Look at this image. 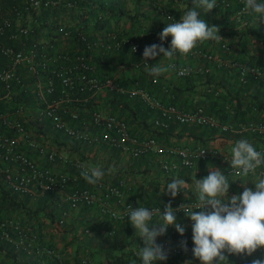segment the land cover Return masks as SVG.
<instances>
[{
    "label": "crops",
    "instance_id": "crops-1",
    "mask_svg": "<svg viewBox=\"0 0 264 264\" xmlns=\"http://www.w3.org/2000/svg\"><path fill=\"white\" fill-rule=\"evenodd\" d=\"M174 1L178 12L176 14L164 12L162 14L168 23L180 20L184 10L187 9V4L183 0ZM261 2H264V0H261ZM118 6L125 13H132L134 11L140 13L142 23H132L130 25L129 32L134 36L141 34L142 27L146 25L147 19L153 20L151 30H159L160 25L156 21L162 19V17L156 14L152 8V4L148 3L147 0H122ZM222 9L214 7L208 12H203L202 9L197 10L201 13V18L210 26L215 25L220 27V29L226 30L229 28V22L227 21L233 23L234 26L235 24L243 25L240 23L235 12L231 13L229 8H226L228 9L226 11ZM226 12H228V15ZM253 13H245L241 15V18L246 19ZM233 15H235V19ZM255 19V24L258 25V28H261L260 26L263 25L264 19L257 18V14H255ZM120 23L128 26L127 22ZM167 38L170 43L172 37L168 36ZM137 41L142 50H144L145 46L156 44L152 39H138ZM221 42L226 43L224 40ZM211 43L213 44L215 41H211ZM125 52V59L117 60L119 61L120 68L112 74L113 78L116 77L115 80L119 85L129 87L135 81L137 87L145 89L161 102L173 101L185 111H189L198 105L206 106L211 99L210 95H212L209 93L211 91L209 88L219 94L225 92L233 95L236 92L237 95L242 93L257 95L252 97L251 103L249 101L246 103V106L250 107V111L254 108V106H251L254 98L258 99V97L264 95V85L261 80V74H264V59H258L253 47L247 53V56L250 53L252 57L254 56L253 61L238 60L235 58L237 56L235 53H232L233 57L230 54V57L225 56L224 59H219L218 56L212 57L213 59L189 54L181 56L177 53L173 60L169 61L160 53L155 58L148 59L149 67L156 63L160 65L173 63L177 67L188 68L190 73L179 76L176 74L174 67H170L168 72L157 78L148 74L147 69L149 67L135 66V63L139 60V56L131 54L127 49H125ZM231 61L254 66L258 69L259 73L257 75L248 73L245 76V80L240 81L238 69L231 65ZM98 67L104 70V62L100 61ZM241 87H243V90L238 94V90ZM93 100L95 101L94 109L102 114H111L123 118L127 122L131 133L138 137H152L155 141L152 149L139 155H132L128 151L120 150L115 146L105 143L98 144V142L92 140H77L61 132L52 130L45 119L40 123L42 128H32L29 130V134L37 139L44 136L40 141L45 140L49 143L46 145L45 150L54 148L58 156L49 160L45 153L27 146L20 133L12 132L11 134L15 139V147L31 156L37 165L52 166L71 173L77 172L72 165V160L76 157L84 159L89 166H101L105 170V176L102 180L111 181L114 178L123 177L132 185L131 196L143 204H152L165 199L187 202L195 198L194 193L191 191L188 192L187 197L183 191L179 192L174 198L170 194H167L166 183L172 177L185 179L189 185H192L194 178L201 179L208 175L211 169H219L230 180L228 197L238 194L233 185L245 186L248 183L254 184L259 179L256 173H249L244 178L238 177L236 174L227 173L225 171L226 162L212 157L197 160L190 167L182 166L179 164V157L175 153L168 152V149L172 147L196 146L213 140H220V145L229 149L237 141L235 140L234 142V139L227 135V133L231 132L220 131L213 127H198L190 123H177L174 121H169L166 128H155L152 125V119L156 117L157 112L143 103L138 93L128 95L115 89L104 88L96 92ZM255 114L261 115L259 111H256ZM82 115L85 116V113H82ZM162 162H166L168 168L164 169L161 166ZM171 164H175L176 167H172ZM0 165H3L1 161ZM113 167L115 171L108 173L107 170ZM79 180L88 183L82 176H80ZM164 186L165 191L162 192ZM68 189L69 187L65 186L55 193H51L50 191L42 192L37 188L35 183L30 182L27 190L20 193L5 183L0 171V219L17 221L27 234L34 233H28L31 231H28V228L24 225L30 224L29 222L41 221L42 232L40 242L42 245H47V242L54 245L55 255L49 257L53 264H133L129 260L130 253L136 255L138 246L141 247L143 245V240L136 234V229L131 225L130 218L128 216L112 217L93 204L89 206L80 204L75 207H69L68 203L63 199V194ZM44 196L47 197L46 201L40 202L39 198ZM56 201H59V204ZM41 203L44 207L46 206L44 203L55 205L53 211L57 214L54 217L59 216L60 207L66 209L67 216L58 229L52 228L49 216H43ZM114 208L117 209L118 207L114 205ZM193 211H197V209H193ZM156 219L157 217H153V222ZM188 222V216L186 219L177 217L176 220V223L183 226L185 231L188 227ZM35 224L33 223V225ZM173 233L179 232L176 230L175 225H169L166 233L163 236L157 237V243H166L167 247H169L176 246L177 242L184 241L183 235L178 237L177 240L170 239ZM0 244V264H13L15 261L16 264H46V262H49L46 261L47 257L43 254L33 255L32 253L30 254L31 256L26 257V255H23L25 251L20 247L16 248L11 243L1 239ZM5 249H10L11 255L6 254ZM114 249L120 255L112 258L110 252ZM225 255L228 258L229 264H251L255 259L264 258V247L258 248L250 256L228 254L226 252ZM84 259L87 260L84 261ZM192 262L193 264H201L198 258H195ZM154 263L159 264L160 262L158 260Z\"/></svg>",
    "mask_w": 264,
    "mask_h": 264
},
{
    "label": "built area",
    "instance_id": "built-area-1",
    "mask_svg": "<svg viewBox=\"0 0 264 264\" xmlns=\"http://www.w3.org/2000/svg\"><path fill=\"white\" fill-rule=\"evenodd\" d=\"M233 1L236 2L234 12L243 24L246 21L241 18V15L249 12L244 10L245 0H217L216 6L230 8V3ZM49 3L50 0H20V9L12 5L9 17L1 13L0 3L1 40H16L20 43L19 46L14 47L0 41V54L5 59L4 64L0 66V161L3 164L0 165V171L10 188L22 193L27 190L29 183L33 182L40 191L55 193L68 186L69 189L63 194V199L69 207L93 204L112 217L127 216L128 205L132 208L147 207L153 211L160 209L161 213L169 203L173 209H179L182 204H185V207H194L196 200L185 202L165 199L152 204L139 203L130 194L131 183L123 177H117L111 181L100 180L95 185L90 183L81 185L79 180L81 166L87 165L84 159L73 158L72 165L77 172L71 173L52 166L37 165L31 156L15 147L12 132L20 133L27 146L45 153L49 160L58 156L54 148L45 150L49 143L45 140L40 141L44 136L37 139L29 134L32 128H42L40 123L45 119L52 130L77 140L105 143L128 151L132 155H139L152 149L155 144L152 137H138L131 133L127 122L117 116L102 114L93 108L86 110L85 116L82 115L80 103L87 102L102 88L115 89L128 95L138 93L141 101L157 112L156 117L152 119L154 126L166 127L169 121H176L213 127L239 136L238 140L246 139L258 151L264 152V115L234 122L223 121L212 114L205 113L199 105L185 111L173 103H163L145 89L137 87L135 81L129 87H124L119 85L112 76L102 75L99 78L88 75L86 71L89 65L81 56L76 55L72 61L69 53L61 50L74 48L67 41L66 37L71 33V29L66 24L58 26V31L54 30L51 35L28 38L31 33V24L40 23L36 14L37 10ZM30 9H33L35 13H32ZM104 32V46L107 49L126 46L132 53H137L139 56L135 66L149 67V60L143 57L144 50H140L136 39L126 33H116L114 30ZM56 38L57 42L54 43ZM79 38L85 41L81 33ZM99 38L96 34V38L91 42ZM154 42L162 43L166 49L170 46L168 38ZM219 46L224 51H229L225 42H221ZM190 54L212 59L210 54L197 48H194ZM171 65L179 76L190 73L186 67H177L173 63ZM231 65L238 69L240 81H244L248 73L256 75L259 73L256 67L237 61H231ZM181 69H187L186 73L181 74ZM261 80L264 85V74H261ZM83 90L87 93L84 94ZM24 95H29V97L22 101L18 100ZM10 101L13 103L9 104ZM230 149L223 148L215 141H210L196 146L172 147L168 149V152L175 153L179 157V164L187 167L192 166L198 159L207 157L221 159L226 162L225 171L235 174L236 170L232 169L228 161L231 159ZM185 160L188 161L187 165ZM161 166L164 169L168 168L166 162H162ZM171 166L176 167L175 164ZM255 173L264 178V165L257 168ZM56 202L59 204V201ZM114 205L118 208L115 209ZM197 210L200 211V209ZM181 212L183 211L178 210L175 214ZM66 216V209L60 207L59 216L51 222L52 228L58 229ZM189 222L194 223L190 218ZM0 239L11 243L16 248L20 247L29 254H43L47 258L55 255L53 247L42 245L36 235L27 234L24 228L12 219H0ZM179 248H184V246L179 244L174 250ZM46 264L53 263L46 262Z\"/></svg>",
    "mask_w": 264,
    "mask_h": 264
},
{
    "label": "clouds",
    "instance_id": "clouds-1",
    "mask_svg": "<svg viewBox=\"0 0 264 264\" xmlns=\"http://www.w3.org/2000/svg\"><path fill=\"white\" fill-rule=\"evenodd\" d=\"M216 3L217 0H193L194 7L184 11L179 21L167 24L159 33L161 41L168 36L172 37L169 48L166 49L162 43L145 46L143 57L146 60L152 59L162 53L164 58L172 61L177 53L187 56L198 44L206 41L219 43L223 40L219 35V27L210 26L197 10L208 12L216 7ZM244 10L254 12L257 18L264 19V2L261 0H245ZM170 67L171 64L156 63L147 71L150 76L157 78L168 72ZM186 71L187 69H181V74ZM230 155L231 159L228 161L232 169L236 170L235 174L241 178L255 173L257 168L264 165V152L258 151L246 139L237 140L230 149ZM185 164H188L187 160ZM107 171L112 173L115 168ZM80 175L85 181L95 185L104 178L105 170L101 166L82 165ZM229 189L228 177L219 169H211L205 177L194 178L192 185L178 177H172L166 183V192L173 198L181 191L186 197L189 191L194 193L197 201L194 207L182 204L179 209H173L169 203L161 213L160 209L153 211L147 207L132 208L128 205L126 214L136 229V234L143 240V246H138L136 251L140 264H154L155 261L168 259V253L163 245L157 243V237L163 236L169 225H175L176 230L181 235L184 234L185 228L176 223L175 212L178 210H182L194 222L192 252L201 264H229L225 252L250 256L258 248L264 247V178L254 182V189L245 185L242 194L228 197ZM164 191L165 186L162 192ZM154 215L157 217L155 222ZM181 245L187 251L186 241H181ZM251 264H264V258L255 259Z\"/></svg>",
    "mask_w": 264,
    "mask_h": 264
},
{
    "label": "trees",
    "instance_id": "trees-1",
    "mask_svg": "<svg viewBox=\"0 0 264 264\" xmlns=\"http://www.w3.org/2000/svg\"><path fill=\"white\" fill-rule=\"evenodd\" d=\"M121 1L122 0H50V3L47 4V6L40 7V9L37 10L36 14H37V18L39 19L40 23L35 22L31 24V27H30L31 33L29 34L28 38H32V37L40 38L42 36L51 35L54 30L58 31L57 29L58 26L61 27L63 24H66L71 29V33L66 38H67V41L71 43L70 46L74 48H71V49L64 48L61 50L68 52L69 55L72 57L71 58L72 61L74 60L76 55L81 56L83 60L86 61V63L89 65L86 71L88 75L97 76L99 78L102 75L112 76V74H114V72L120 68L119 61L117 60L123 59V58L125 59V55H124L126 54L125 49H127V51H129L131 54L137 55V57H138V54L132 53L126 46H122L117 49H107L104 46L105 44V37H104L105 32L104 31L114 30L116 31V33L129 34L136 40L152 39L153 41H156V40H159V33H161L163 28L166 27L167 24L170 23V22L168 23V21L165 19V16H163L162 14L164 12L165 13L167 12V14H169L170 12H172L173 14H176L178 12V10L176 9V4L174 0H147L148 3L152 4V8L153 10H155L156 14L162 17V19L156 21L160 25L159 30L158 29L156 31L151 30V24L153 20L147 19L145 22L146 25L142 27L141 34H136L134 36L133 34L129 32L130 25H132V23L141 24L142 17L140 13H137L136 11L132 13H125L123 9H121V7L118 6L119 3H121ZM183 1L187 4L186 6L187 9L194 7L193 0H183ZM84 2H88L89 9L95 6L97 7V11L93 15H90V18H89L90 23L88 22V19L86 18L84 11H83ZM0 3L2 6L1 13L4 14L6 17H9L10 16L9 14L12 12V5L17 6L19 9L21 6L20 0H0ZM216 7H218V9L223 8L221 6H216ZM235 9H236V2L233 1L230 3L229 11L231 13H234ZM222 10L226 11L228 9L223 8ZM30 11L32 13H35L33 9H30ZM228 12H226L227 15H228ZM251 16H248V18L245 19L246 22L243 23V25L235 24L234 26L233 23H230V21H227L229 22V28H227L226 30H223L222 28L220 29L219 27L220 29L219 35L223 37L224 41H226V44L229 47L228 52L224 51L219 46L220 42L219 43L215 42L212 44L211 41H206L202 44H198L196 48L206 54H210L212 57L218 56L219 59L220 58L224 59L225 56L230 57V54L233 57L232 53H235L237 56L236 57L234 56V57L237 58L238 60L242 59L243 61H253L254 56L252 57L251 53L249 54V56H247L248 50L252 49L253 47L254 53L258 56V59L260 58L264 59V23L262 26H260L261 28H258V25L255 24L256 23L255 13H253ZM233 18L235 19V15H233ZM120 22H124V23L127 22L128 26H124V24ZM87 24L90 25L89 28H87ZM80 33L84 35L85 41H82L79 38ZM96 34H98L100 38L99 40H95L92 43L91 41L96 38ZM58 35H56V37ZM0 41H3L5 44H9L14 47H17L20 44L16 40L15 41L4 40V39L1 40V36H0ZM56 42H57V38L54 40V43ZM87 43L88 45H86ZM230 47H231V51H230ZM139 48L140 50H142L140 45H139ZM189 55H192V54H189ZM100 61L104 62V67H105L104 70H101L98 67V64L100 63ZM4 62H5V59L0 54V66L3 65ZM115 78L116 77H114V79ZM103 89L104 88L100 90H103ZM209 90H211L209 91V93L212 94L210 95L211 99L209 100V103H207L206 106H203V105H199V106L203 108L205 113L212 114L220 120L234 122V121L242 120V119H250V118H254L257 116L255 114L256 111H259L261 115L262 114L264 115V95L258 97V99L254 98L251 104V106H254V108L250 111V107L246 106V103L247 101L251 103L252 97L257 96V95H248V94L246 95L245 93L237 95L236 92L233 93V95L225 93V92H222L221 94H219L218 92H215L214 94V90L210 88ZM242 90H243V87H241L238 90V94ZM83 93L86 94L87 91L83 90ZM95 94L92 95L87 102L80 103V107L82 108L83 113L90 108H93V109L95 108L94 107L95 101L93 100V97L95 96ZM28 97L29 95H24L23 97H20V99L18 100L22 101V100L27 99ZM168 102L175 104L173 101H168ZM11 103H13V101L9 102V104ZM192 125H195V124H192ZM195 126L200 127L201 125H195ZM154 127L158 129L166 128V127H157V126H154ZM227 135H229L230 138H233L234 139L233 141L238 140L240 138L239 136H236L231 133H227ZM213 141L217 142L219 145L221 143L220 140H213ZM204 143H207V142H204ZM98 144H102V143L98 142ZM199 160L201 159H198V161ZM260 178L262 177L259 176V179ZM80 183L82 185L85 182L80 181ZM246 186L254 189L253 183H248ZM233 187L234 189H236L238 194H242L244 190V186L233 185ZM46 199L47 197L44 196V197L39 198V201L44 202L46 201ZM193 199L195 198H192V200ZM44 204L46 205L45 207L41 203L42 214L45 217L49 216V218H51L50 222H52V220L55 218L54 216L57 214V213H54L53 211V209H55V205L52 203L51 204L44 203ZM144 204H147V203H144ZM175 215H180L177 217L181 219L187 218L184 212H181ZM29 223L30 224L24 225L28 228V231L29 230L31 231L28 233H34V235H36V237L40 239L41 237L40 235L42 232L41 225H40L41 221L29 222ZM33 223H36V224L33 225ZM192 224L193 223L189 224L188 222V227L183 234L184 241H186V244H188L187 251H185L184 248H179L178 250H174V248L178 246L181 242H177L176 246H169V247H167L166 243H162L161 245H163L164 249L168 253V259L166 261H159L160 262L159 264H193L192 261L195 259V257L192 251L189 252L194 247V243L192 240ZM180 236H181L180 233H173L170 236V239L177 240V238ZM48 243L49 242H47V246H51L54 248V245L52 243H49V244ZM0 250H1V244H0ZM10 251H11L10 249L8 250L5 249V253L8 255H11ZM130 254H131V256L129 257L130 262L133 264H140L139 257L133 253H130ZM23 255H26V257L31 256L30 254L26 252H23ZM86 260L84 259V261ZM46 261L51 262L50 258H47Z\"/></svg>",
    "mask_w": 264,
    "mask_h": 264
},
{
    "label": "rangeland",
    "instance_id": "rangeland-1",
    "mask_svg": "<svg viewBox=\"0 0 264 264\" xmlns=\"http://www.w3.org/2000/svg\"><path fill=\"white\" fill-rule=\"evenodd\" d=\"M83 6H84V9H83L84 14H85L86 18L88 19V22L90 23V21H89L90 15H93L97 11V7L95 6V7H92L91 9H89L88 8V2H84ZM89 27H90V25L87 24V28H89ZM30 103H31V101H30ZM117 253H118V251L116 249H114V250H112V252H110V256H112V258H114L115 256L120 255V253H118V254ZM125 255H126V253H125ZM125 258H126V256H125ZM13 264H16V261Z\"/></svg>",
    "mask_w": 264,
    "mask_h": 264
}]
</instances>
